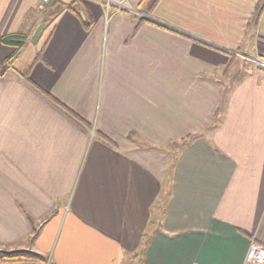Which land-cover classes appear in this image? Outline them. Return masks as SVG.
<instances>
[{
    "label": "crops",
    "instance_id": "obj_1",
    "mask_svg": "<svg viewBox=\"0 0 264 264\" xmlns=\"http://www.w3.org/2000/svg\"><path fill=\"white\" fill-rule=\"evenodd\" d=\"M43 1L0 0V247L41 259L16 264H247L264 71L223 74L234 53L264 60V0Z\"/></svg>",
    "mask_w": 264,
    "mask_h": 264
},
{
    "label": "trees",
    "instance_id": "obj_2",
    "mask_svg": "<svg viewBox=\"0 0 264 264\" xmlns=\"http://www.w3.org/2000/svg\"><path fill=\"white\" fill-rule=\"evenodd\" d=\"M78 2V0H75ZM115 10L114 8H111ZM3 43L11 45L16 48V51L7 60L8 66H12L20 55L21 49L25 46L27 36L22 34H14L3 38ZM40 261L41 259L37 254L26 250L2 251L0 250V264H16L32 261ZM41 262V261H40Z\"/></svg>",
    "mask_w": 264,
    "mask_h": 264
},
{
    "label": "rangeland",
    "instance_id": "obj_3",
    "mask_svg": "<svg viewBox=\"0 0 264 264\" xmlns=\"http://www.w3.org/2000/svg\"><path fill=\"white\" fill-rule=\"evenodd\" d=\"M148 2L150 3L151 0H149ZM127 7H128V4H127ZM143 9H145V8L143 7ZM138 11H139L137 13L138 17L147 16V13H144L140 9ZM255 59L256 60H258V59L263 60L261 58L257 59V58H253L251 56L247 57V55H244V54H240V53L235 54L234 53L232 55V57L229 59L227 65L225 67L226 70H224L225 74H223V75L226 77L225 81H227V79H231L230 84H233L236 81H238V79L247 76L249 73L264 71V68L262 69L261 65L258 64V62L255 61ZM219 75L221 76V73ZM176 153L177 152H175V154ZM0 250H2V251H14L12 249H10V250L9 249H3L2 247H0ZM46 260H47V258H46ZM130 264H135V263L130 262ZM247 264H255V263L253 261L249 260Z\"/></svg>",
    "mask_w": 264,
    "mask_h": 264
},
{
    "label": "built area",
    "instance_id": "obj_4",
    "mask_svg": "<svg viewBox=\"0 0 264 264\" xmlns=\"http://www.w3.org/2000/svg\"><path fill=\"white\" fill-rule=\"evenodd\" d=\"M50 0L43 1V7L49 3ZM101 6H103L107 12L114 8L117 12H123L127 9V0H96ZM134 13H138V10H132ZM248 57V56H247ZM258 59V58H257ZM258 64L261 65L262 69L264 68V60H256ZM247 259L253 261L255 264H264V248L252 244L247 255Z\"/></svg>",
    "mask_w": 264,
    "mask_h": 264
}]
</instances>
